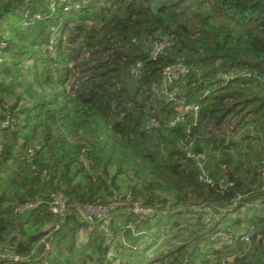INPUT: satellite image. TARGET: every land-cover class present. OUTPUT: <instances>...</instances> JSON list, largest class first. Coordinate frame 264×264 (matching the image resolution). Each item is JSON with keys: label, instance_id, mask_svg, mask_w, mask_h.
<instances>
[{"label": "trees", "instance_id": "1", "mask_svg": "<svg viewBox=\"0 0 264 264\" xmlns=\"http://www.w3.org/2000/svg\"><path fill=\"white\" fill-rule=\"evenodd\" d=\"M230 263L264 264V0H0V264Z\"/></svg>", "mask_w": 264, "mask_h": 264}, {"label": "built area", "instance_id": "2", "mask_svg": "<svg viewBox=\"0 0 264 264\" xmlns=\"http://www.w3.org/2000/svg\"><path fill=\"white\" fill-rule=\"evenodd\" d=\"M65 3V0H62ZM93 0H87V2H91ZM65 9L68 10V8H70L69 6H67V4L65 5ZM163 49V47H160L156 53H158L159 51H161ZM174 71H180L182 73H186V69L183 66H178L176 68H172V69H168V72H174ZM170 100L172 101H176L177 103H183L179 100H176L174 97H171ZM198 111V107L196 106H186L182 109L181 114L174 120L173 123H177L180 122L184 119L185 114L189 113V112H194L195 114ZM11 127V129L14 128V124H11V122L9 120H6L2 123V128L7 129ZM28 153L30 154V156L33 155L34 151L33 149H29ZM67 199L64 198L63 196H53V203L50 206V210L52 213L54 214H58L63 216L66 213L67 210ZM122 205V203H121ZM35 208V204H27L26 206L23 207V210L29 211ZM98 209L94 210L91 208H88L86 210V212L89 214V217L95 216V214L92 215L93 212L97 211ZM133 211L135 212V214H137L138 216H140L142 219L145 217H153L155 215V211L151 208H143L139 205L134 206L133 207ZM106 215V213H105ZM91 219V218H90ZM237 239H239L240 241H244V242H250V237L247 234H238ZM232 242V240H230V243Z\"/></svg>", "mask_w": 264, "mask_h": 264}, {"label": "rangeland", "instance_id": "3", "mask_svg": "<svg viewBox=\"0 0 264 264\" xmlns=\"http://www.w3.org/2000/svg\"><path fill=\"white\" fill-rule=\"evenodd\" d=\"M105 213H106V210H105V209H98L97 211L93 212L92 215L95 214L96 218H98V219H103V218H105L106 216H108L107 213H106V216H105ZM89 220H91V219H89ZM101 228H102V227H101ZM231 259H232V258H231ZM230 264H231V263H230Z\"/></svg>", "mask_w": 264, "mask_h": 264}]
</instances>
